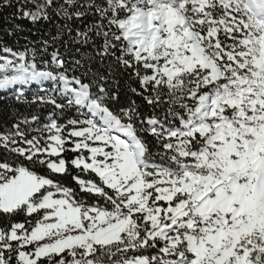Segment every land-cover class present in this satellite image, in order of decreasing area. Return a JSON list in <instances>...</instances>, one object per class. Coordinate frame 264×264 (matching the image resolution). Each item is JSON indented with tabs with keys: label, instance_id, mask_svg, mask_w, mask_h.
I'll list each match as a JSON object with an SVG mask.
<instances>
[{
	"label": "snow or ice",
	"instance_id": "1",
	"mask_svg": "<svg viewBox=\"0 0 264 264\" xmlns=\"http://www.w3.org/2000/svg\"><path fill=\"white\" fill-rule=\"evenodd\" d=\"M15 7L0 264H264V0Z\"/></svg>",
	"mask_w": 264,
	"mask_h": 264
},
{
	"label": "trees",
	"instance_id": "2",
	"mask_svg": "<svg viewBox=\"0 0 264 264\" xmlns=\"http://www.w3.org/2000/svg\"><path fill=\"white\" fill-rule=\"evenodd\" d=\"M7 0H0V3H6ZM13 7H3L0 8V37H4L6 43L9 46H13L15 48H19L23 50L24 47H33L39 44L41 39H48L49 34H55V23L53 20L51 22L45 20H39L35 24L31 22L28 18H17L16 13V3L17 0H12ZM25 7L28 10H34V4H41L43 0H32V2H28V0H22ZM16 25H19L23 31H16L15 34L11 37H7L5 35V29H13ZM64 39H69V37L65 36ZM18 41V43H15ZM75 47L71 43L68 45V57L70 58L75 54ZM62 52L64 48L60 49ZM28 87L35 88L36 85H30ZM14 101L9 92L5 90H0V110L6 108L7 105L13 104ZM23 112L24 106H17ZM3 116V111H0V117ZM43 118V117H42ZM2 122V121H0ZM70 181V178H68Z\"/></svg>",
	"mask_w": 264,
	"mask_h": 264
},
{
	"label": "rangeland",
	"instance_id": "3",
	"mask_svg": "<svg viewBox=\"0 0 264 264\" xmlns=\"http://www.w3.org/2000/svg\"><path fill=\"white\" fill-rule=\"evenodd\" d=\"M13 87H15V86H13Z\"/></svg>",
	"mask_w": 264,
	"mask_h": 264
}]
</instances>
